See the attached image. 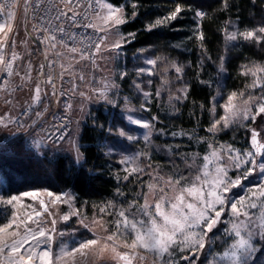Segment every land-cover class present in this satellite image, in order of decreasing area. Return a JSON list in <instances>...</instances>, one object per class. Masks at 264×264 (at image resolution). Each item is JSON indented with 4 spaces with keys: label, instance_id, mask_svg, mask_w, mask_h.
<instances>
[{
    "label": "rangeland",
    "instance_id": "rangeland-1",
    "mask_svg": "<svg viewBox=\"0 0 264 264\" xmlns=\"http://www.w3.org/2000/svg\"><path fill=\"white\" fill-rule=\"evenodd\" d=\"M106 6L121 10L119 15L124 22L114 24L105 20L109 13ZM200 13L202 15L199 17H203V12ZM129 19L125 7L102 0L97 23L105 33L106 41L96 63L87 62L69 52L63 53L60 60V72L75 95L72 136L62 146L52 147L46 144L42 130H36L31 137L34 140L32 147L25 142V150L38 159L69 155L77 167H81L87 147L83 140L87 127L104 128L101 148L114 163L111 167L121 187L110 200L86 199L73 189L55 191L49 187H30L17 194H7V180L0 173V209H5L9 215L10 221L6 225H12L0 233V242L15 240L28 229L41 227L54 231L52 264H128L111 251L112 247L132 256L131 264H231L228 260L218 259L235 239L228 234L232 223L236 222L230 207L224 209L220 223L207 233L202 250L197 252L195 245H182L184 251L174 248L173 254L165 255L163 260L156 253L142 248L133 253L131 249L123 247V241H130L135 232L123 226L118 232L116 224L122 219L119 213L124 211L129 220L144 221L146 228L149 226V217L143 213L146 200L152 205L161 196L171 201L180 188L188 187L193 182L199 183L195 180L197 176L208 181L204 184L206 194L211 190L216 168L223 167L228 177L241 178L240 184L225 194L229 205L237 200L245 201V206L253 201L257 203L255 209L246 208L252 217L250 222H246L251 224L254 231H259L256 225L264 213V207L260 206L264 204V198H255L253 193L258 192L260 185L264 184V173H260L257 167L252 175L244 179L242 173L249 165L234 162L229 156L239 152L241 159H248L249 164L251 159H255L257 165L264 162V112H259V107L264 105V72H257L253 76L250 71L264 68V65L253 63L245 68L248 82L234 90L226 87V70L222 62L214 86L209 125L201 126L197 122L193 127H188L182 122L176 123L173 116L187 102L190 90L185 77L188 65L174 58L139 50L133 55L132 66H128L127 56L132 51L129 48L131 34L123 33L121 28ZM233 34L238 38L235 30L228 33V46L236 40L230 39ZM116 43L120 44L119 48L114 47ZM36 46L30 35L26 6L21 4L11 13L9 25L3 26V31H0V57L3 58V62H0V94L3 93L1 84L5 79L10 84H25L27 68L32 62L31 50ZM177 67L181 71L177 72ZM126 79L129 80V87L123 86ZM37 85L38 81L33 80L32 86ZM32 88H24L19 93L11 109L13 112L21 110L32 95ZM233 93L236 94L234 97ZM232 112L238 115L232 117ZM245 113L247 118H244ZM99 114L103 116L101 120ZM226 116L230 120L227 127L223 119ZM144 124L149 127H143ZM121 132L124 135H120ZM253 133L258 134L255 136L256 143H253ZM230 134L233 135L231 138ZM17 139L11 138L6 146L0 147V160L1 155H24L21 150L11 148ZM247 154H251V157ZM206 156L209 157L207 161L204 159ZM22 157L27 162V156ZM22 160L18 161L24 163ZM236 163H240L239 168ZM133 168L138 171L132 172ZM205 171L209 173L206 177L203 176ZM177 179H180V184H167V181ZM124 188L129 191L125 192ZM161 188L164 189L163 193ZM49 192L53 196L50 197ZM25 193H35V196H25ZM63 195V199L55 201L56 196L62 198ZM12 196H19L20 200L7 204L6 201ZM187 199L191 200V197ZM36 212L41 215L37 216ZM76 212L79 214H73ZM65 215L69 219H63ZM53 219L56 221L54 225L51 223ZM239 219L245 220V217ZM137 226L141 227L139 224ZM13 232L16 235H12ZM114 233L116 240H107ZM90 240H96L97 244L75 252L81 244ZM106 244L109 248L104 249ZM253 244L255 251L251 253L248 264H264V239L257 235ZM68 252H75L74 257L68 256Z\"/></svg>",
    "mask_w": 264,
    "mask_h": 264
},
{
    "label": "trees",
    "instance_id": "trees-1",
    "mask_svg": "<svg viewBox=\"0 0 264 264\" xmlns=\"http://www.w3.org/2000/svg\"><path fill=\"white\" fill-rule=\"evenodd\" d=\"M109 1L125 7L130 15L121 28L123 33L131 34L129 48L132 51L127 56L128 66H132L133 55L139 50L174 58L188 65L185 77L190 90L187 102L173 116L176 123L182 122L188 127L197 122L201 126L209 125L214 86L222 62L226 70V87L234 90L247 84L245 68L253 63L264 65V33L258 31L264 28V0ZM177 7L181 11L176 18L165 20ZM200 12L203 17L197 15ZM158 20L164 22L156 24ZM232 30L238 38L228 46L226 36ZM249 31L256 32V38L245 39L242 34ZM123 86L129 87L128 79L123 81ZM99 117L100 120L103 118L101 114ZM89 128L83 135L87 147L81 167H77L69 155L38 159L25 150L26 141L14 142L11 148L21 150L27 156V162L22 160L24 155H1L0 173L7 180L6 193L17 194L30 187H49L55 191L73 189L86 199H112L121 183L111 167L114 163L101 148L104 128ZM245 134L247 138L246 131ZM232 136L230 134L229 138ZM9 221L6 210L0 209V228Z\"/></svg>",
    "mask_w": 264,
    "mask_h": 264
},
{
    "label": "built area",
    "instance_id": "built-area-1",
    "mask_svg": "<svg viewBox=\"0 0 264 264\" xmlns=\"http://www.w3.org/2000/svg\"><path fill=\"white\" fill-rule=\"evenodd\" d=\"M101 2L0 0V4L5 6L0 11V24L6 27L13 10L21 4L26 6L30 35L37 45L31 50L32 62L27 68L25 84H10L7 79L1 84L0 147L6 146L11 138L24 140L32 147L34 140L31 137L36 130H42L46 144L52 147H60L70 139L74 129L72 108L75 95L60 72V60L63 53L69 52L87 62L96 63L106 41V35L97 23ZM53 36L55 39H52ZM73 48L79 51L72 52ZM33 80L38 81L37 86H32ZM29 87H33L32 95L14 115L11 109L19 93ZM8 127L12 128L11 134L5 138L3 133ZM41 230H45L46 236L38 235ZM53 233L34 227L15 240L2 242L5 248L0 252V264H48L49 257L52 261ZM33 234L37 235V239L31 238ZM17 245L21 251L11 253L10 248ZM45 252L48 257L44 256ZM29 255L31 260L27 259Z\"/></svg>",
    "mask_w": 264,
    "mask_h": 264
},
{
    "label": "snow or ice",
    "instance_id": "snow-or-ice-1",
    "mask_svg": "<svg viewBox=\"0 0 264 264\" xmlns=\"http://www.w3.org/2000/svg\"><path fill=\"white\" fill-rule=\"evenodd\" d=\"M70 2V0H69ZM4 5L0 4V11L4 10ZM109 8V13L105 17V20L111 21L114 24H121L124 22V18L119 15V9H112L110 6H106ZM181 11L180 7H177L175 11L169 16L166 17L165 20H174L176 15ZM11 15V14H10ZM197 15H202L201 13H197ZM163 20H158L155 23L160 24L163 23ZM155 25H153L154 27ZM0 31H3V26L0 25ZM260 33H264V28L258 30ZM245 39L256 38V32H245L242 34ZM52 39H55L53 36ZM200 39H203V35L200 34ZM230 39H236L235 34L230 36ZM55 46V45H53ZM114 47L119 48L120 44L116 43ZM98 50V48H97ZM72 52L79 51L76 48L71 49ZM0 62H3V58L0 57ZM154 63V62H153ZM176 71H181L180 68H176ZM252 71V75L255 76L257 72H264V68H256ZM37 94L39 93V88H37ZM233 97L236 95L232 94ZM235 108V105L232 106ZM259 112H264V105L259 107ZM238 115L237 112H232V117H236ZM244 118H247V113H245ZM224 126L227 127L230 122L229 117H224ZM218 123V122H217ZM143 127H149L148 124L142 125ZM215 128L216 125H213ZM120 135H124L123 132ZM257 133H253V143H256L255 136ZM132 137H129L131 139ZM215 155V153H213ZM248 157H251V154H247ZM207 161L209 157H204ZM230 160L234 162L240 161V163H244L249 165L245 168V171L242 173V177L247 179L248 176L252 175L253 172L259 169L260 173H264V162H261L259 165L256 164L255 159H241L240 153L236 152L235 155L229 156ZM240 163H236V167H240ZM127 171V169H126ZM132 172L138 171V169L133 168ZM142 171V169H139ZM209 173L205 171L203 176H207ZM127 177H125L126 179ZM196 182L199 183H191L188 187H182L177 191V194L173 197L171 201L165 199L164 196H161L159 200L154 204H149L146 200L143 205V213L144 215L149 217V226L144 227V221H133L129 220L125 215L124 211L119 213V216L122 218L116 224L117 231L121 229L123 226L125 229L131 228L135 235L129 240L123 241V247L129 248L135 253L136 249L142 248L149 252H154L157 254L160 260H163L164 256H171L173 254V249L178 248L180 251H184V247L182 245H195V251H200L205 247V237L208 232H211L214 226L220 223V218L223 214L225 208L230 207V212L233 216L236 217V222L232 223L231 229L228 231L230 236H233L235 239L227 248L226 251L223 252L222 255L219 256L220 261L228 260L231 264H248V259L251 256V253L255 251V247L253 244V240L258 235L261 239H264V213L261 214L260 223L256 225V228L259 231H254L250 222L252 217L246 208H257L258 205L254 201L245 206V201L237 200L232 202L229 205L228 200L226 199V193H228L232 188L238 186L241 182V178L237 177L232 179L227 176V172L223 167L216 168V177L213 182L210 184V191L206 194L204 192V184L208 183L207 180H202L201 176H197L195 178ZM180 184V179L167 181V184ZM150 188L152 185L149 186ZM160 191L163 193L164 189L161 188ZM25 196L33 197L35 193H25ZM51 197L53 194L51 192L48 193ZM187 197H191V200H188ZM253 197L255 198H264V184L260 185L259 191L253 193ZM19 196L10 197L6 203L12 204L13 201H19ZM61 197L56 196L55 201H60ZM43 204V202H41ZM167 205V206H166ZM240 205V207H238ZM264 207V204L260 205ZM45 207V211H47V207ZM37 216L41 215L40 212L35 213ZM73 214H79L78 212ZM51 215V213H49ZM243 216L245 220H240L239 218ZM29 220L31 217L28 218ZM63 219H69L68 215H65ZM248 221V222H246ZM51 223L54 225L56 221L53 219ZM141 225L138 227L137 225ZM12 225L8 224L4 228H0V233L6 231L7 228H10ZM199 231H196V230ZM12 235H16L15 232ZM41 237L46 236L45 230H41L38 234ZM33 240L37 239V235L33 234L31 237ZM117 235L114 233L107 237L109 241H115ZM26 242V241H25ZM96 240H90L80 245L79 248L75 249V252H81L82 249H88L90 246L96 245ZM5 246L2 242H0V252L4 251ZM109 248V245H104V249ZM11 253H19L21 251L20 246H12L10 248ZM31 251V250H29ZM111 251L115 253V255L120 259L127 261L128 264H131L132 256L128 253H120L116 250V247H112ZM75 252H68L67 255L74 257ZM45 257H48L49 254L47 252L44 253ZM28 260H31L32 257L29 255L27 257ZM187 259V257H185ZM48 264H52L51 258L48 259Z\"/></svg>",
    "mask_w": 264,
    "mask_h": 264
},
{
    "label": "crops",
    "instance_id": "crops-1",
    "mask_svg": "<svg viewBox=\"0 0 264 264\" xmlns=\"http://www.w3.org/2000/svg\"><path fill=\"white\" fill-rule=\"evenodd\" d=\"M12 112H13V110H12ZM17 113H18V110L13 112L14 115H16ZM11 130H12V128L8 127L7 130L3 133V137H5V138L8 137L11 134Z\"/></svg>",
    "mask_w": 264,
    "mask_h": 264
},
{
    "label": "bare ground",
    "instance_id": "bare-ground-1",
    "mask_svg": "<svg viewBox=\"0 0 264 264\" xmlns=\"http://www.w3.org/2000/svg\"><path fill=\"white\" fill-rule=\"evenodd\" d=\"M64 198V195L62 196V198L61 199H63ZM48 244H49V246H50V241H48Z\"/></svg>",
    "mask_w": 264,
    "mask_h": 264
}]
</instances>
